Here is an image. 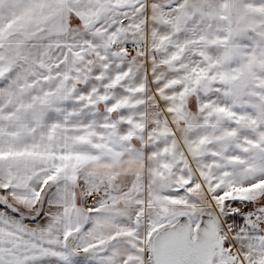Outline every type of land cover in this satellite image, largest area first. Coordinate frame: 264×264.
Returning <instances> with one entry per match:
<instances>
[{
	"label": "snow or ice",
	"instance_id": "6c2138e0",
	"mask_svg": "<svg viewBox=\"0 0 264 264\" xmlns=\"http://www.w3.org/2000/svg\"><path fill=\"white\" fill-rule=\"evenodd\" d=\"M0 264H264V0H0Z\"/></svg>",
	"mask_w": 264,
	"mask_h": 264
}]
</instances>
